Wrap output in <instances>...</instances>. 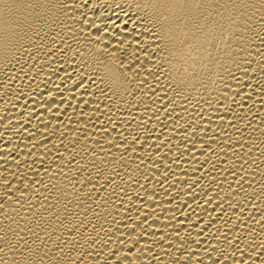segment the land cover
<instances>
[{"label": "bare ground", "instance_id": "1", "mask_svg": "<svg viewBox=\"0 0 264 264\" xmlns=\"http://www.w3.org/2000/svg\"><path fill=\"white\" fill-rule=\"evenodd\" d=\"M114 262L264 264V0H0V264Z\"/></svg>", "mask_w": 264, "mask_h": 264}, {"label": "snow or ice", "instance_id": "2", "mask_svg": "<svg viewBox=\"0 0 264 264\" xmlns=\"http://www.w3.org/2000/svg\"><path fill=\"white\" fill-rule=\"evenodd\" d=\"M175 3L177 4H184L185 7L191 8L192 6H199V7H204L206 4H210L211 0H174ZM192 27H196V20L195 17H192ZM149 74H151L149 70ZM124 259H127V257H124ZM116 264V262H114Z\"/></svg>", "mask_w": 264, "mask_h": 264}, {"label": "clouds", "instance_id": "3", "mask_svg": "<svg viewBox=\"0 0 264 264\" xmlns=\"http://www.w3.org/2000/svg\"><path fill=\"white\" fill-rule=\"evenodd\" d=\"M81 55H83V53H81Z\"/></svg>", "mask_w": 264, "mask_h": 264}]
</instances>
